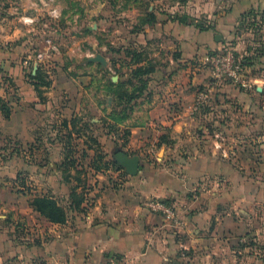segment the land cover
Masks as SVG:
<instances>
[{
	"label": "crops",
	"instance_id": "obj_1",
	"mask_svg": "<svg viewBox=\"0 0 264 264\" xmlns=\"http://www.w3.org/2000/svg\"><path fill=\"white\" fill-rule=\"evenodd\" d=\"M153 2L158 26L149 38L172 39L182 57L157 69L129 105L98 95L105 83L92 74L55 75L38 94L23 75V46L31 35L21 23V17L35 15L36 3L9 0L0 6V98L11 107L8 119L0 109V264H168L169 250L183 241L180 234L189 237L217 214L215 197L203 188L193 198L186 194L222 178L231 166L226 151L217 149L226 145L214 139L223 133L200 122L225 121L211 112L223 101L210 95L215 89L208 70L190 63L220 45L218 28L200 31L177 17H203L229 33L246 12L264 9V0ZM119 80L125 79L114 75L112 83ZM100 152L104 162L121 169L95 170ZM120 154L139 157L137 176L116 161ZM12 161L27 167V191L21 169L10 170ZM63 171L70 174L66 179ZM44 196L66 212L64 223H52L35 208L34 200ZM152 199L171 202L179 224L147 208Z\"/></svg>",
	"mask_w": 264,
	"mask_h": 264
},
{
	"label": "rangeland",
	"instance_id": "obj_2",
	"mask_svg": "<svg viewBox=\"0 0 264 264\" xmlns=\"http://www.w3.org/2000/svg\"><path fill=\"white\" fill-rule=\"evenodd\" d=\"M8 1L0 0V6ZM32 1L36 3L35 15L21 17L31 35L26 37L22 56V63H26L23 75L30 82H34L31 77L38 70L43 71L50 85L55 75L64 79L92 74L105 83V90L101 89L98 95L112 96L114 75L134 80L135 69L153 65L155 74L171 60L182 57L172 39L161 35L156 38L155 34L149 38L148 31L156 30L157 23L142 25L148 13H156L151 8L154 0ZM185 1L179 0L181 4ZM60 4L64 5L63 10ZM177 18L188 21L183 25L191 24L198 30L218 28L215 34L220 45L209 53L194 56L190 63L208 70L210 86L215 89L210 95L216 94L223 101L211 112L223 115L225 121L217 119L216 125L214 121L200 122L214 133H223V139H214L226 145V149H217L226 151L231 166L223 171L222 178L213 177L186 192L193 198L200 195L197 189L206 190L215 197L217 214L197 223L189 237L180 234L183 241L169 250L168 264H264V9L246 12L229 33L219 25L208 24L203 17L194 19L181 14ZM225 49L234 55L239 73L236 79L214 74L212 60ZM42 53L46 55L40 61L38 56ZM97 55L105 58L106 65L92 62ZM92 64L97 66L88 68ZM224 85L227 87L222 91ZM44 91L39 89L38 94ZM235 146L240 148L238 153ZM9 165L14 173L21 169L20 179L27 191V167L17 166L14 161ZM69 175L62 172L63 179ZM57 179L54 175L53 181ZM58 186L54 185V192H59Z\"/></svg>",
	"mask_w": 264,
	"mask_h": 264
},
{
	"label": "trees",
	"instance_id": "obj_3",
	"mask_svg": "<svg viewBox=\"0 0 264 264\" xmlns=\"http://www.w3.org/2000/svg\"><path fill=\"white\" fill-rule=\"evenodd\" d=\"M156 23V17L154 13H148L146 15V19L143 20L142 25H153ZM183 24H188V21L181 22ZM191 25V24H190ZM199 28L200 26L197 25ZM200 31H204V29H201ZM155 67L153 65H150L148 67H140L138 69H135L133 71V77L134 80H136L137 84L134 83L133 79H127L124 81L119 80L118 83H111L112 86V95L116 97V102H120V105L124 104H130L132 101L138 98L137 93H142L145 89L148 87L149 79L148 77L155 72ZM0 74H2L0 72ZM132 77V78H133ZM34 80V84L39 92V89L41 86L49 87L50 83L49 81H45V75L43 71L38 70L36 72V75L31 77ZM129 87L132 88L130 91ZM109 90V89H108ZM118 100V101H117ZM124 102V103H121ZM0 109L6 119H8L11 115V107L9 104L2 98H0ZM93 142H97L94 139L91 138ZM97 144V143H96ZM10 155L13 154L11 151L9 153ZM105 156L102 152L98 153L96 157V161L100 165H96L94 167L97 171H106L109 170L110 166H114V168L120 170L121 168L116 163H109L104 162ZM165 203V202H164ZM167 204V203H166ZM33 205L35 208L40 212L43 216H45L48 220H50L52 223H64L66 221V212L57 204L55 200H53L51 197H40L36 198L33 202Z\"/></svg>",
	"mask_w": 264,
	"mask_h": 264
},
{
	"label": "built area",
	"instance_id": "obj_4",
	"mask_svg": "<svg viewBox=\"0 0 264 264\" xmlns=\"http://www.w3.org/2000/svg\"><path fill=\"white\" fill-rule=\"evenodd\" d=\"M55 11V10H54ZM53 11V12H54ZM30 21V20H29ZM55 49L54 47H52ZM46 54L42 53L39 54V60L43 61V58ZM212 63L214 64V71H215V76L218 78H231V79H236L238 78V66L235 63V58L234 55L229 49H225L222 55L217 56L212 60ZM206 98V94H202L200 96V104H202V100ZM146 207L149 208L150 210L159 213L163 215L168 221L171 223L177 225L179 224V218L178 215L176 214V209L172 205H168L164 202L152 199L146 203ZM88 264H93V263H88ZM110 264H120L117 261H112Z\"/></svg>",
	"mask_w": 264,
	"mask_h": 264
},
{
	"label": "water",
	"instance_id": "obj_5",
	"mask_svg": "<svg viewBox=\"0 0 264 264\" xmlns=\"http://www.w3.org/2000/svg\"><path fill=\"white\" fill-rule=\"evenodd\" d=\"M94 63H100L102 65H106V60L102 55H97L94 59H92ZM116 161L126 169V171L132 175L137 176L140 168V159L138 156L134 157H126L124 155H118L116 157Z\"/></svg>",
	"mask_w": 264,
	"mask_h": 264
}]
</instances>
